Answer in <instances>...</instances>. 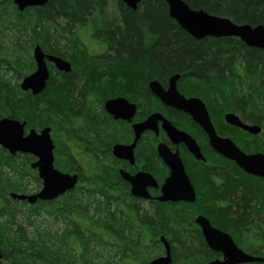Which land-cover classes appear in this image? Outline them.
Listing matches in <instances>:
<instances>
[{
	"label": "trees",
	"instance_id": "trees-1",
	"mask_svg": "<svg viewBox=\"0 0 264 264\" xmlns=\"http://www.w3.org/2000/svg\"><path fill=\"white\" fill-rule=\"evenodd\" d=\"M183 1L193 10L228 18L235 24L264 25V0ZM105 2L47 0L42 7L19 12L13 0H0V118L26 121V129L55 126L60 134L56 139L54 167L64 173L75 171L74 166L81 173V164L92 169L88 176L79 174L77 186L56 200L29 205L30 210L37 213L43 210L67 222V227L54 237L45 235L49 240L53 238L52 242L42 235L38 237L40 241L29 239L14 222L19 206L28 204L12 200L9 194L23 192L20 182L24 177L31 176L38 184L41 181L30 168L31 156H12L0 148L2 261L6 264H145L142 254L148 257L158 254L161 248L157 239L163 235L174 248L179 244L183 247L173 255V264H193L192 250L203 244L199 237H190L188 233L193 227L189 226L191 217L200 210H215L220 202L222 209L216 211L230 225L228 229L234 231V238L243 239L240 246L243 249L247 246L246 252L264 258V230L260 232L264 225V184L260 179L244 174L233 163L219 157L214 162L208 158L205 162H184L190 183L196 189L195 202L166 210L165 205L159 204L156 209L151 206V211L143 212V220L139 221V209L130 210L127 205L119 208L126 191L117 172L114 193L106 188L114 180L113 173L107 167L87 161L79 151L80 137L91 135L85 129L82 131L83 123H78L79 119L81 122L88 119L90 123L84 105L89 94H99L98 87L104 85L106 96L114 94L116 89V96L137 100L139 95L149 94L148 82L156 80L164 86L170 77L178 74V84L184 87L178 89L215 108L216 120L227 110L249 109L252 110L249 120L264 125V52L228 37L195 40L169 17L165 0H140L134 11L114 0L119 20L115 24L99 20L106 23L101 24V32L112 55L99 56L101 59L90 57L81 31L86 23L97 22L93 16L101 14ZM6 34L12 35L8 42H5ZM28 42L30 49L38 44L45 53L72 64L68 73L51 70L46 88L35 96L22 92L17 83L35 67L31 51L25 47ZM7 72L16 81L6 79ZM154 100L155 110L158 105ZM72 129L77 132L73 133ZM104 139L91 141L101 144ZM238 144L247 149L240 141ZM253 146L264 152V134L262 142ZM149 155L152 167L156 168L159 160L155 152ZM135 222L139 226L137 232L132 226ZM256 242L261 246H255ZM91 244L104 251L107 259L94 262V258L102 255L91 250ZM111 255L118 257V261H110Z\"/></svg>",
	"mask_w": 264,
	"mask_h": 264
},
{
	"label": "water",
	"instance_id": "water-1",
	"mask_svg": "<svg viewBox=\"0 0 264 264\" xmlns=\"http://www.w3.org/2000/svg\"><path fill=\"white\" fill-rule=\"evenodd\" d=\"M47 0H13V4L19 12H23L29 7H42ZM126 7L135 10L140 0H120ZM169 17L189 36L195 40L205 38L237 37L248 47H258L264 51V27L257 26L251 29L249 26H237L230 19L214 16L203 10L191 9L183 0H165ZM31 56L35 64V70L25 76L20 84L21 91L32 95L40 94L49 80V70L47 63L63 73L71 71L69 62L46 54L39 45L32 48ZM180 76L174 75L169 78L167 88L164 89L156 80L149 82L148 86L154 96L165 105L172 106L178 110L189 114L206 132L209 144L225 158L247 174H252L264 179V155H246L241 152L235 144L228 139H220L215 134L204 104L197 98L186 99L176 90V83ZM105 110L116 120L129 122L134 113V105L129 104L124 98H116L105 102ZM226 121L236 125L248 132H259L257 128H248L239 123L233 115H227ZM157 122L162 123V128L173 143H184L189 152L197 160H203L200 149L196 143L185 133L177 131L160 114L150 115L143 123L134 127L138 136L142 131L151 129L157 132ZM26 122H20L10 118H0V148L10 155L16 154L31 155L35 161L30 164V168L37 171L41 180L40 191L33 195L10 193L12 200L26 201L29 205H34L37 201H53L58 196L75 188L78 177L76 174L63 173L54 168V145L50 137V128L45 127L39 132L29 130L25 135ZM134 144L129 146L116 145L112 149L113 155L117 159H125L133 163L132 150ZM157 156L169 168L170 175L160 186L161 195L156 198L158 202L183 201L193 203L195 192L185 173L182 161L177 152L172 153L164 144H158ZM120 177L130 185V193L139 198H148L146 187L157 188L155 180L148 173H137L134 176L119 170ZM196 224L201 228L205 243L211 250L220 251L224 255L222 262H212L210 264H245L259 262L260 258H254L243 253L230 238L211 226L209 221L203 216H197ZM166 255L155 258L149 264H170L169 245L164 237H160ZM0 264H2V254L0 251Z\"/></svg>",
	"mask_w": 264,
	"mask_h": 264
},
{
	"label": "flooded vegetation",
	"instance_id": "flooded-vegetation-1",
	"mask_svg": "<svg viewBox=\"0 0 264 264\" xmlns=\"http://www.w3.org/2000/svg\"><path fill=\"white\" fill-rule=\"evenodd\" d=\"M236 25L237 26H244V25L249 26L251 29H254L257 26H263L264 27V25L261 23H256L255 25H251V24H247V23L236 24ZM97 32L98 31L92 33L89 36L90 38L88 37L87 44H86V42L83 43L85 45V48H86V53L90 57L97 56L99 58V56H101L103 58H106L109 55H112V54L107 53L108 51H111V50L108 49V47L106 45V39L103 36V32H100V34H98ZM91 38L94 39L93 41L97 40V42H96L97 45L93 44V41ZM228 38L237 39L242 44L245 45V43L242 42L238 38H235V37H228ZM250 48L260 49L258 47H250ZM260 50L263 51L262 49H260ZM61 59L69 62L71 65V70H72L71 62L69 60L64 59V58H61ZM99 59H101V58H99ZM53 68L54 67L52 66V68H50V71L54 70V71H57V72L63 74V72H60V71L56 70L55 68L54 69ZM148 84H149V82H148ZM148 84H147L146 88L148 89L149 94H146L145 96H142V97L139 95V98L137 100H135V99L131 100V99H128L124 96H116V89H115L114 94L106 96L108 93H106L105 90L103 89L104 85L101 87H98L99 94L98 93H96L95 95L89 94L87 96V99H86V102L84 105L85 112L87 113V116L91 119L90 123H88L89 122L88 119L84 120L82 122L80 121V119L78 120V123L79 122L81 124L83 123L82 131H83V129H85V131H87V134L91 135V136H88L86 138L82 132L83 138L80 137L82 140V146L79 149V151L84 153L87 161L93 162L97 167H102V166L107 167L108 170H110L113 173L112 177L114 178V180L110 181L109 183H107V185L106 184L105 185L109 191L111 189L112 192H114V193H116V172H117V175L120 178V180H122V185H123V187H125V191H126V192H124L125 194L123 192H121L124 194V198L120 200V207L119 208H124L127 205L128 207H130V210L139 209V215H140L139 221L143 220L142 215L144 212L141 208H139L140 203H146L148 206V210L150 212L151 206L153 209H156L157 205H159V204L165 205L163 207V209L166 210V208L168 209V207H170V206L179 207L180 205H183V204L190 205V204H193L195 202V201L193 203H187V202H183V201L158 202L156 200V198H158L161 195L160 186L164 183V181L170 175L169 168L157 156L156 148H157L158 144H164L172 153L177 152L178 156L180 157V159L182 161L185 173H186V168H185L184 162L189 164L192 160H195L197 162H205L206 159L208 158V160L214 162V161H217V159H215V158L219 157V158H222V159L227 160V161L234 164V162H232L231 160L225 158L223 155L218 153L215 150V148L209 144V140H208V136H207L206 132L203 130V128L198 123H196L194 121V119L189 114H187L184 111L178 110L172 106L165 105L164 103H162L156 96H154L152 94V92L149 89ZM161 86L164 89H166L167 83H166V85H164V86L161 85ZM114 88H116V86ZM176 89H177V92L180 95H182L183 97H185L186 99L197 98V99L201 100V102L204 104L205 110L208 114L211 126H212V128H213V130H214V132L218 138L230 140L233 144H235V146L241 152H243L246 155H254V154L264 155V152L261 149H259V148L253 149L252 148V147H254L253 146L254 144H257L259 141L262 142L263 134H264L263 122H261L259 124H255L254 122L249 120L248 116L250 115L252 110H249V109H244V111H241L239 109L227 110L221 114V116L218 118V120H216V118L214 117V109L215 108L209 106L208 103L204 102L199 97L186 95L185 92L182 90L180 91L177 86H176ZM121 97H124L129 104L134 105V113H133V116H131V120L129 122H127L125 120H116L111 114H109L105 110V107H104L106 101L115 100L116 98H121ZM154 98H155V100H154L155 103H157V105H158V107L156 105L157 108L155 110L152 108V99H154ZM152 114H160L177 131L183 132L188 137H190L196 143L198 148L200 149V153L203 156V160L195 159V157L189 152L188 148L186 147V145L184 143H181V142L180 143H173L170 140V138L167 136L164 129L162 128L161 122H157V125H156L157 132H154L151 129H147V130L142 131L137 136L136 135L137 133L134 130V127L138 124L143 123ZM227 115L235 116L239 120L240 124H242L248 128H257L259 130V132H248L246 130H243L242 128H239L236 125L229 124L226 121ZM76 121L77 120L75 119L74 124ZM81 124H80V126H81ZM76 128H78V127H76ZM118 128L122 130L121 135H120V132H119V134L117 133L119 131ZM50 129L52 131V128H50ZM29 130H30L29 128L28 129L25 128V135ZM72 132L76 133L77 131H75V129H72ZM101 138H105L101 144H96V143L91 141V139L96 140V141L99 139L100 141H102ZM51 139H52V142L54 145L53 155H54V160H55V151H56V147L58 146V144H57L58 142L56 141L55 138L54 139L51 138ZM238 141H240L242 143V145H244V148H247V149H243L238 144ZM132 144H134V148L132 150L133 163H130L128 160H125V159H117L113 155L112 149L114 146H116V145L129 146ZM141 150H143V152H141ZM151 152H155V156L159 160V163L157 164L156 168L152 167L153 164H152L151 159L149 158L150 157L149 154H151ZM143 153H145V156H142ZM33 161H35V160H33ZM116 164H117V168H116ZM237 168L240 169L239 167H237ZM74 170L76 171V173L73 171V173H70V174H76L78 177V180H79V174H82L83 176L84 175L88 176V173H91V171H92V169L90 168V166L88 164H81L80 165V172L81 173H79L78 170H76L75 168H74ZM119 170H123L124 172L130 174L131 176H134L140 172L148 173L149 175H151L154 178V180L157 184V188L149 187V186L146 187L145 191H146V194L148 195V198L135 197L130 193V185L120 177ZM241 171L248 176H251V177L256 178V179H260V182L262 184H264V179H262L258 176L252 175V174H247L243 170H241ZM186 175H187V173H186ZM104 176H107V174H104ZM193 189L195 191V199H196V197H197L196 196V189L194 186H193ZM120 197H121V194H120ZM220 204H221V202L218 203L217 205H215L216 206L215 210L210 209L211 212L200 210V212L198 214L196 213L195 215H193L191 217L192 218V224H189V226L190 227L193 226V227L188 230V233L190 234V237H199V238H197L198 241L200 240V242L203 244L200 246H196L195 249L192 250V254H194V263L193 264H210L212 262H222L224 260L223 253H221L220 251L211 250L208 247V245L205 243L204 238L202 236L201 228L195 222V219L197 216L205 217L209 221V223L211 224V226L213 228L229 235L230 238L234 241L235 245L243 253H245L249 256L261 259L259 262H252V263H245V264L263 263L264 262L263 257L261 258V257H258L256 255H253L251 253L246 252L247 246L244 247V249L240 246L241 243L243 244L242 238H234L235 237L234 231H231L228 229V227L230 225L227 226L228 224L224 222L225 219H223V216H221V214L217 213V211H216L217 208L222 209V206ZM129 213H130V211H129ZM132 226H133L135 232H137V230L139 229L138 223L135 222ZM130 230H132V228ZM263 230H264V225H262L260 227V232L262 233ZM148 232H151V231H148ZM244 235H246V234H244ZM252 236H253V233H252ZM160 237H164V236L159 235V237L157 239L161 250L159 251L158 254H155V255L151 254V255H149V257L146 256L148 258H147V261L145 262V264H148L154 258H158V257L166 255L165 249H164L162 243L159 241ZM245 239H248V236L245 237ZM165 240L168 242V245H169V254H170V258H171L170 264H173L174 263L173 255L177 251L179 252V249H183V247L179 244L178 248H174L166 238H165ZM256 243L257 244H255V246H261V244L259 242H256ZM146 248H147V246H146ZM133 263H135V262H133Z\"/></svg>",
	"mask_w": 264,
	"mask_h": 264
},
{
	"label": "rangeland",
	"instance_id": "rangeland-1",
	"mask_svg": "<svg viewBox=\"0 0 264 264\" xmlns=\"http://www.w3.org/2000/svg\"><path fill=\"white\" fill-rule=\"evenodd\" d=\"M93 19H95V21H97V22L96 23H86L84 28L81 31L84 34V41L86 42V44L88 42V37L92 33L96 32V31L101 32L103 30V28L101 27V24L106 25V23H99L100 19H103V21L104 20L108 21L109 23H107V24H115L114 22L119 20V13L117 11L116 2H114V0H106L105 5L102 8L101 14L100 15L95 14L93 16ZM111 22H113V23H111ZM94 24H95V26H94ZM11 36L9 34H6L5 42H8V40H10ZM93 40L94 39H92V41ZM96 42H97V40L93 41V44L97 45ZM25 47H26V50L29 49V52L31 51V49L29 47V42L25 45ZM107 53L112 54V51H108ZM52 72L54 73V70H52ZM50 73H51V71H50ZM5 78L8 80L11 79L12 82L16 81V80H14V76L12 75L11 72H7L5 74ZM178 81H179V79H178ZM178 81L176 83V86L178 85L179 87L178 86L177 87L179 89H184V87L181 83L178 84ZM19 82H20V80H17L18 84H19ZM74 121L75 120H73V122ZM53 129L50 132V134H51L53 139L54 138L57 139V135L60 134L59 130L55 129V126L53 127ZM118 130H119L117 132L118 134H119V132L120 133L122 132L121 129L118 128ZM35 131L38 132L39 130H35ZM59 141H61L60 138H59ZM60 158H62V155L60 156ZM74 167H72V168L74 169ZM74 172L76 173V171H74ZM70 173H73V170ZM20 186H21L23 192H14V193L33 194L41 188V184H38L37 182H35L33 177H31V176L27 177V178H25V177L22 178V181L20 182ZM114 205H112L111 207H113ZM139 205H140L139 208H141L144 212L148 211V206L146 203H140ZM19 207H20V210L18 212V215L14 217V222L16 223L15 226L16 227L20 226L22 229H24V231H25V233L29 239L39 240V239H41V238L38 239L39 235H42L43 239L47 240V242H49V241L52 242L53 238L49 240L48 237H46L45 235H47V236L53 235V237H54L55 233L58 234L65 228V226L67 227V222H64L62 217H59V216L54 217L51 215H47L46 213L43 212V210H39L37 213V211L28 209L29 205H24V206L20 205ZM73 246H75V243H72V247ZM90 249L91 250L93 249V250H95V252H99L102 255V256L97 257L96 259L94 258V262L102 261L104 258L108 257V256H106V254H104L105 253L104 251H101L98 247H94L92 244L90 245ZM92 253L94 254V252H92ZM142 257L144 258L143 260L146 262L147 258H148V257H146V254H142ZM109 260L112 262L114 260L116 262V261H118V257L113 258V256L111 255L109 257ZM3 264H6V262L3 261ZM34 264H43V263L34 262Z\"/></svg>",
	"mask_w": 264,
	"mask_h": 264
},
{
	"label": "bare ground",
	"instance_id": "bare-ground-1",
	"mask_svg": "<svg viewBox=\"0 0 264 264\" xmlns=\"http://www.w3.org/2000/svg\"><path fill=\"white\" fill-rule=\"evenodd\" d=\"M49 78H50V72H49ZM42 92H43V91H42ZM42 92H41V93H42ZM33 96H34V95H33Z\"/></svg>",
	"mask_w": 264,
	"mask_h": 264
}]
</instances>
